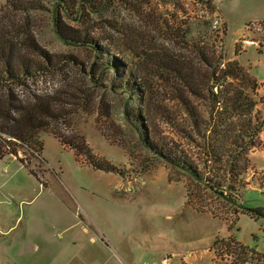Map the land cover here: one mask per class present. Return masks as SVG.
<instances>
[{
  "label": "rangeland",
  "instance_id": "374dc122",
  "mask_svg": "<svg viewBox=\"0 0 264 264\" xmlns=\"http://www.w3.org/2000/svg\"><path fill=\"white\" fill-rule=\"evenodd\" d=\"M28 1L43 2L45 9L19 14L17 25L29 22L37 42L64 62L14 88L20 99L49 101L62 116L43 122L35 137V150L27 145L18 147L15 157L27 162L37 176L12 155L0 158V264H35V252L23 244L24 223L47 229L51 242L58 244L72 242L74 236L87 238L82 233V226L86 225L88 235L97 237L96 244L79 248L85 250L88 264L104 263L108 253L115 257L112 264H123L121 255L133 258L134 250L141 246L159 250L166 262L179 258V264H192L187 259L188 250L201 246H210L213 264H260L258 257L264 255L241 253L226 234L237 226V210L212 193L193 187L183 172L155 158L142 144L134 122L127 118H135L139 99L127 101L124 92L114 89L106 73L97 78L90 75V65L99 60L92 49L65 44L57 35L53 0ZM106 1L98 14L84 11L81 21L76 20L74 12L63 10L58 11V18L79 30L81 36L89 35L90 27L91 36L101 38L106 33L114 37L120 48H125L128 34L139 41L144 29L159 41L176 39L169 32H161L159 23H148L147 16L152 15L179 29L176 48L187 51L192 47L183 35L188 23L204 17L214 20L219 15L223 18L221 30L228 57L250 65L256 78L259 71L264 72V53L257 51L259 47H242L238 42L246 25L263 22L264 0H225L221 7L227 23L213 0ZM5 2L0 0V6ZM18 29L16 34L22 33ZM244 34L248 38L259 37L258 33ZM257 87L255 98L264 102L260 85ZM4 91L0 87V98ZM260 105L256 109H261L264 120V104ZM56 134L73 142L78 139L69 137L84 138L95 159L116 166L118 172L89 166L84 156L77 157L75 150L63 144ZM261 140L264 141V130ZM252 173L254 169L248 175L249 181L264 183V169L253 176ZM71 225L75 231L67 232L65 228ZM35 239V235L30 236L31 241ZM106 246L108 253L103 252ZM178 251L185 252L178 255ZM66 252L59 251L62 257Z\"/></svg>",
  "mask_w": 264,
  "mask_h": 264
},
{
  "label": "trees",
  "instance_id": "16d2710c",
  "mask_svg": "<svg viewBox=\"0 0 264 264\" xmlns=\"http://www.w3.org/2000/svg\"><path fill=\"white\" fill-rule=\"evenodd\" d=\"M105 2L53 0L57 35L65 44L84 45L94 51L99 62L90 65L92 77L106 73L114 89L124 92L127 101L139 99L135 118L124 113L132 119L142 144L155 158L183 172L193 187L212 193L237 210L236 214L264 217V207L252 208L242 202L248 175L254 168L251 153L263 147L264 120L260 109H256L263 101L255 98L259 83L252 67L228 57L223 24L214 28V20L206 17L188 23L183 35L192 47L183 51L176 48L179 29L152 15L147 16L148 23L157 22L161 32L174 35L172 45L144 29L139 41L127 33L125 48H120L106 33L101 38L91 36L93 28L88 26L89 35L81 36L79 30L58 18V11L63 10L74 12L76 20L81 21L84 11L98 14ZM43 9V2L28 0H6L0 6V87L5 90L0 98V158L18 156V147L25 145L35 150V137L43 122L62 116L49 101L20 99L14 88L64 62L37 42L29 22L17 25L15 21L19 14ZM18 27L22 33L16 34ZM193 32L195 37L190 35ZM56 136L74 149L77 157L84 156L94 169L118 172L116 166L95 159L84 138L69 137L78 139L73 142L64 135ZM30 172L36 175L31 167ZM229 241L241 253L249 254L241 243L231 237Z\"/></svg>",
  "mask_w": 264,
  "mask_h": 264
},
{
  "label": "crops",
  "instance_id": "0c3cea01",
  "mask_svg": "<svg viewBox=\"0 0 264 264\" xmlns=\"http://www.w3.org/2000/svg\"><path fill=\"white\" fill-rule=\"evenodd\" d=\"M213 2L220 8L221 15H223L226 21L223 8L221 7V5L225 2V0H213ZM261 19H263V22H264V14L261 15ZM244 33L248 35H252V33H255V32L250 31L247 33L246 31L245 32L242 31L239 37L242 36ZM259 37H260V34H259ZM257 51L262 54L264 53V41L262 42L261 47H259ZM256 79L258 80V83L260 85L259 92L261 94H264V72L259 71ZM262 104H264V102ZM251 156L254 162L253 169L255 170V173H257L261 169H264V141H263V147L261 148V150L253 151L251 153ZM11 157L17 159L13 155ZM22 165L24 166V164ZM255 173H252L251 176H253ZM247 182L248 183H247L245 192L243 194L242 202L245 205L252 207V208L264 207V185H262L264 183L261 181H247ZM11 197H15V196H11ZM74 228L75 227L71 225V226L66 227L65 230L67 232L69 230L75 231ZM22 231H23L22 234H24L23 244H25V248L27 250H32V252H35V255H34L35 264H88V261L85 257V250L82 251V250H79V248L83 245L87 247L89 244L97 243L96 236L88 235L89 229L86 225L82 226V231H84L82 233L83 234L86 233L87 238H83L82 236L81 237L74 236V238H72V242H68V243L60 242V244H58L57 242H51V237L47 229L45 228L36 227V226L32 227L30 224L28 225L24 223ZM226 234L227 236L231 237L235 241L245 246L248 249L250 255L252 254L264 255V218H261V217L255 218V217H252L250 214L240 213L237 226L233 228L231 231H228ZM31 235H35L37 239L31 241L30 240ZM59 246H62V247L59 248ZM61 249L67 251L66 254H62L63 257L60 254ZM115 250L117 249L115 248ZM188 251L190 253L188 254L187 259L190 263L192 264H213L214 255H212L210 246L208 247L201 246L200 248H191V250H188ZM103 252L105 253L110 252L109 247L106 246L105 248H103ZM180 252L183 253L185 251H180ZM180 252L178 251L176 252V254L180 255L181 254ZM133 254H134L133 258H130V257L124 258L120 254L121 255L120 258L122 259L123 264H179L180 263L179 258H173L169 262L163 261L164 259L160 257V254H162V252H159V250L152 251L149 247H144V246L137 247L134 250ZM114 259H115L114 255L111 253L110 254L108 253L107 259L104 263H95V264H112V261ZM118 264H122L121 261L120 262L118 261ZM217 264H225V263H217Z\"/></svg>",
  "mask_w": 264,
  "mask_h": 264
},
{
  "label": "built area",
  "instance_id": "2783aa9c",
  "mask_svg": "<svg viewBox=\"0 0 264 264\" xmlns=\"http://www.w3.org/2000/svg\"><path fill=\"white\" fill-rule=\"evenodd\" d=\"M222 17L219 15L215 17L213 21V27L218 28L222 24ZM245 31L248 33L250 31H253L255 33H259L260 37L259 38H248L246 35L240 36V39L238 40L239 44L242 47L248 46V45H253L257 47H261L262 42L264 41V22L262 21H255V22H250L248 25L245 27ZM260 259V264H264V258L263 257H258ZM258 260V259H257Z\"/></svg>",
  "mask_w": 264,
  "mask_h": 264
}]
</instances>
